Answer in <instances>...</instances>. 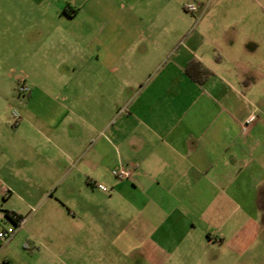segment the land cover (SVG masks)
<instances>
[{
    "label": "crops",
    "instance_id": "0c3cea01",
    "mask_svg": "<svg viewBox=\"0 0 264 264\" xmlns=\"http://www.w3.org/2000/svg\"><path fill=\"white\" fill-rule=\"evenodd\" d=\"M201 1L9 0L14 16L28 10L43 27L4 32L44 42L18 45L39 59L23 98L13 86L0 99V221L13 226L6 211L24 219L7 205L13 192L37 209L26 221L35 232L0 239V264H20L27 237L51 253L55 238L39 231L58 222L71 227L61 241L108 240L150 264L209 250L214 262L264 264V75L240 72L241 51ZM189 6L198 25L185 24ZM80 16L97 18L92 39L81 35L91 26L76 30ZM77 90L98 103L77 104ZM121 168L131 177L118 178ZM35 249L21 264H38Z\"/></svg>",
    "mask_w": 264,
    "mask_h": 264
},
{
    "label": "rangeland",
    "instance_id": "374dc122",
    "mask_svg": "<svg viewBox=\"0 0 264 264\" xmlns=\"http://www.w3.org/2000/svg\"><path fill=\"white\" fill-rule=\"evenodd\" d=\"M17 1H15L16 3ZM200 3L203 5L204 16L210 15L212 23L220 28V32L223 29H228L229 42L233 43V49L241 51V57L244 59L245 66H243L240 72L244 74H250L259 72L264 75V0H202ZM13 7V5H12ZM12 7L5 0H0V86L5 90V94L0 98L4 101L5 96H9L12 93L13 86L16 88L15 98H23V94L18 92L19 82H23L25 77L28 76L30 69L34 67L35 62L39 59L34 53L29 50L21 51L18 54V45L33 47L35 43L41 44L44 42V36H40L37 32L29 30L24 33H5L4 27L7 25H23L32 26L36 24L34 29L43 27L41 20L44 18H35L31 14H28V10L21 13L22 17L14 16ZM197 7V6H196ZM187 15L185 24L198 25V18L193 13H186ZM203 16V17H204ZM184 17V18H185ZM206 18V17H205ZM146 19V17H143ZM172 21H175L172 19ZM43 24H49V21ZM76 30L81 25H89L92 27V31L87 34H81L83 40L91 39L97 34L99 24L97 18L80 16L74 23ZM39 27V28H38ZM79 37L80 34L75 33ZM221 35V34H220ZM225 38L226 35H221ZM223 38L221 39L223 41ZM224 43V42H222ZM4 45L11 47L10 51L4 50ZM238 56V53H237ZM247 62V63H246ZM248 63H257L260 66L254 70L252 66H247ZM9 72L11 80H8L7 72ZM241 73V74H242ZM4 75V76H1ZM7 78V79H6ZM55 85L58 82H53ZM8 85V86H7ZM93 83H89V86ZM76 103L81 105H95L98 102V97H89L87 99H81L83 97L82 92L77 90ZM82 100V101H81ZM12 109H17L16 104L9 105ZM18 111V109H17ZM110 114H108L109 116ZM11 195V193L9 194ZM18 192H13L8 202V207L11 209L21 210L24 213V221L21 225L24 235H30V232L36 231L34 223H27V216L35 214L37 211L35 204H32L31 209H25L22 200L18 198ZM27 218V219H26ZM50 227V228H49ZM46 226L42 228L39 235L46 234L55 238V242L51 247L53 250L51 253L46 249L45 245H50L49 242H45V245L34 246V241L27 237L30 248L27 252H24V256L21 261L30 262V253H33L35 247L39 249L41 254L38 264H150L137 256L119 255L118 252L111 246L110 241H87L86 238L76 235L71 241H61L60 236H70V226L66 223H57L54 226ZM17 231L14 230L12 225L0 221V232H8L11 234V239L15 236ZM10 240V239H9ZM5 241V240H2ZM32 251V252H31ZM37 251V250H36ZM199 253V252H198ZM204 253V254H203ZM20 261V264H21ZM168 264H230L227 258H221L220 262H214L211 257V251L200 252L197 257H172ZM248 264H263V261L258 258H251V263Z\"/></svg>",
    "mask_w": 264,
    "mask_h": 264
},
{
    "label": "built area",
    "instance_id": "2783aa9c",
    "mask_svg": "<svg viewBox=\"0 0 264 264\" xmlns=\"http://www.w3.org/2000/svg\"><path fill=\"white\" fill-rule=\"evenodd\" d=\"M187 11L190 12V13H194V12L197 11V7H195V6H189V7H187ZM27 91H28V87L26 86L25 81L19 82V84H18V92H19V94L25 95ZM13 116H14V118L16 120L19 119V114L16 111L13 112ZM251 121H252V117H250L247 120V122H246L247 124L243 128L244 130H246L247 125L250 124ZM116 175H117L118 178L127 179V178H130L132 174H131V171H129L127 169L121 168L117 172ZM97 187L100 190L104 191V192L107 191V188L104 187V186H102V185H98ZM23 221H24V219L21 221L19 227L22 225ZM14 230H16V228H14ZM0 239H2V240H9V239H11V234H9L8 232H0Z\"/></svg>",
    "mask_w": 264,
    "mask_h": 264
},
{
    "label": "trees",
    "instance_id": "16d2710c",
    "mask_svg": "<svg viewBox=\"0 0 264 264\" xmlns=\"http://www.w3.org/2000/svg\"><path fill=\"white\" fill-rule=\"evenodd\" d=\"M6 218L13 224L14 228H18L23 218L14 212L6 211Z\"/></svg>",
    "mask_w": 264,
    "mask_h": 264
}]
</instances>
